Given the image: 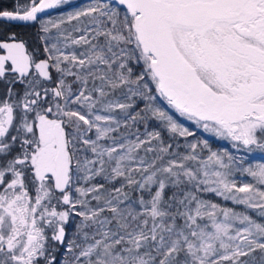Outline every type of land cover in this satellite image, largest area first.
<instances>
[{
	"label": "snow or ice",
	"instance_id": "6c2138e0",
	"mask_svg": "<svg viewBox=\"0 0 264 264\" xmlns=\"http://www.w3.org/2000/svg\"><path fill=\"white\" fill-rule=\"evenodd\" d=\"M255 152L264 0H0V264H264Z\"/></svg>",
	"mask_w": 264,
	"mask_h": 264
},
{
	"label": "rangeland",
	"instance_id": "374dc122",
	"mask_svg": "<svg viewBox=\"0 0 264 264\" xmlns=\"http://www.w3.org/2000/svg\"><path fill=\"white\" fill-rule=\"evenodd\" d=\"M53 15H55V12L53 13ZM220 144H223V142H220ZM218 146L216 142H214V147ZM249 159L251 160V162H262L264 161V154H261L259 152H255L253 153Z\"/></svg>",
	"mask_w": 264,
	"mask_h": 264
},
{
	"label": "trees",
	"instance_id": "16d2710c",
	"mask_svg": "<svg viewBox=\"0 0 264 264\" xmlns=\"http://www.w3.org/2000/svg\"><path fill=\"white\" fill-rule=\"evenodd\" d=\"M13 3V0H2V6L3 7H10ZM17 31H23L24 29L17 28ZM27 31L31 32L32 29H27Z\"/></svg>",
	"mask_w": 264,
	"mask_h": 264
}]
</instances>
